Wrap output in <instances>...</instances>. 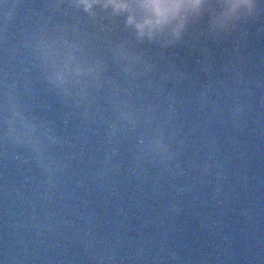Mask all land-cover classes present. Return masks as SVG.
Returning a JSON list of instances; mask_svg holds the SVG:
<instances>
[{"label": "clouds", "instance_id": "clouds-1", "mask_svg": "<svg viewBox=\"0 0 264 264\" xmlns=\"http://www.w3.org/2000/svg\"><path fill=\"white\" fill-rule=\"evenodd\" d=\"M74 2L82 6L86 12H91L97 5H102L104 9L111 8L116 13H128L127 23L133 26L141 37L147 35L154 38L156 34L170 29L171 34L179 38L190 22L206 12L211 0H74ZM254 7L253 0H226V7L220 14L219 23L226 26L241 10H251Z\"/></svg>", "mask_w": 264, "mask_h": 264}, {"label": "water", "instance_id": "water-1", "mask_svg": "<svg viewBox=\"0 0 264 264\" xmlns=\"http://www.w3.org/2000/svg\"><path fill=\"white\" fill-rule=\"evenodd\" d=\"M0 264H12L1 240H0Z\"/></svg>", "mask_w": 264, "mask_h": 264}]
</instances>
